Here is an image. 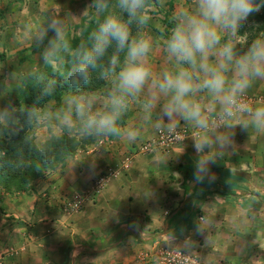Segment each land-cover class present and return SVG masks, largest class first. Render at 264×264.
<instances>
[{
  "label": "clouds",
  "instance_id": "clouds-1",
  "mask_svg": "<svg viewBox=\"0 0 264 264\" xmlns=\"http://www.w3.org/2000/svg\"><path fill=\"white\" fill-rule=\"evenodd\" d=\"M153 3L92 0L88 8L103 19L88 42L75 47L67 38L57 4V11L49 15L46 24L36 27L32 37L37 45H43L41 63L53 71L70 58L66 73L69 91L55 112L41 115L29 107L23 115L28 124L54 121L61 131L76 130L87 138L134 141L141 129L122 125L132 103L143 95V121L151 122L155 115L154 127L167 128L169 133L180 121L197 129L193 181L212 182L215 175L210 166L224 153L235 151L236 127L264 131V106L252 107L244 99L254 81L264 80V35L249 41L248 32L240 34L248 18L264 8V0H192L189 7H180L164 41L171 67L160 71L150 58L155 41L146 30ZM165 3L159 0L161 6ZM24 28L29 35L33 33L31 23ZM94 73L109 85L102 101L84 87ZM40 75L32 72L26 79L40 80ZM54 92L55 81L49 78L42 94ZM241 116L247 119L241 121ZM3 120L18 124L19 117L0 109Z\"/></svg>",
  "mask_w": 264,
  "mask_h": 264
},
{
  "label": "crops",
  "instance_id": "crops-1",
  "mask_svg": "<svg viewBox=\"0 0 264 264\" xmlns=\"http://www.w3.org/2000/svg\"><path fill=\"white\" fill-rule=\"evenodd\" d=\"M161 60L159 64L155 62L157 67L163 65L156 71L171 67L169 60ZM244 99L252 107L264 106V80L254 81ZM240 119L243 121L247 117L241 116ZM155 121V115L151 122L140 119L135 127L141 129V134L134 141L120 137L113 140L116 159L108 158L104 149L100 153L92 149L93 155L89 151L86 158L90 160L86 159L87 163L74 159L78 165L68 167L58 182L64 188L66 179L70 178L68 196L79 191L82 194L85 189L93 198L96 196V201L88 200L85 209L83 207L74 217L75 224L70 231L75 241L65 236V241H72L69 252L68 247H61L62 243L53 250L49 244L43 245L63 235L57 233L56 227L44 228L34 223L24 225L23 232L27 233L28 241H31L30 236L34 233L36 239L43 242L33 245L30 251L22 255L25 262L62 264L68 258L70 263L78 264L84 258L91 264H98V260L109 250L106 245L97 250L96 243H117L121 239L128 241L130 237L133 239L132 245L117 246L114 250L125 257L138 248L151 245L153 242L147 243L145 240L151 237V232L159 231L163 238L164 234H173L170 240H166L168 243L199 247L202 259L211 261V264H264V131H257L254 127L248 131L236 127L235 151L224 153L215 165L210 166L215 175L214 181L205 180L203 184H197L193 181L197 158L193 143L197 129L192 125L183 121L177 124L186 126L188 134L168 151L137 150L141 142L161 131L154 127ZM127 143L131 146L128 147ZM133 147L136 149L129 159L124 153ZM99 154L106 159L105 163L104 160L97 161ZM95 156H98L97 159ZM119 158L124 159L125 163L121 161L120 164L117 161ZM114 165L117 168H113ZM142 167L146 173L141 170ZM149 167L154 173L149 172ZM108 169L112 170L105 175L104 183L94 189L95 180L102 178L103 172ZM167 197L174 201L172 207L166 205ZM52 210L62 214L59 205ZM43 213L46 215L50 212ZM165 216L164 231L159 218L164 219ZM133 224L137 228L130 227ZM20 229L17 228V231ZM9 239L8 236L6 241ZM46 249L51 251L44 254ZM60 250L63 251L62 255L56 256ZM132 262L134 259L130 258L129 264Z\"/></svg>",
  "mask_w": 264,
  "mask_h": 264
},
{
  "label": "rangeland",
  "instance_id": "rangeland-1",
  "mask_svg": "<svg viewBox=\"0 0 264 264\" xmlns=\"http://www.w3.org/2000/svg\"><path fill=\"white\" fill-rule=\"evenodd\" d=\"M91 3L92 0H0V109H6L12 113L15 107V101L19 98V87L22 77L49 67L43 65L40 61V53L43 50V45H37L32 37L36 27L41 24H46L49 15L54 11H57L55 8H57V4H59L61 6L59 9V17L65 22L67 38L74 47L81 42H87L91 32L97 27L98 21L103 19V16L98 15L95 9L92 7L88 8ZM191 4L192 0H166L165 5L161 6L159 4V0H154L152 9L149 13L151 18L146 30L153 36L155 41V47L150 57L155 69L163 66L161 65L157 67L156 65V63L159 64L160 61H162L161 59L169 60L165 51L166 46L164 41L166 40L167 34L172 27V16L180 7H189ZM86 8L88 9L85 12ZM254 14L248 18V21L240 29L241 35L248 32L247 38L249 41L257 38L258 36L264 35V14L260 15V12ZM256 15L259 16L256 17ZM27 23H31L33 28V33L30 35L24 28V25ZM49 35H51V33ZM240 47L246 48L247 45H241ZM70 63V58H66L64 64L59 66L54 72L59 74L62 70L65 72L63 75H66L70 68ZM107 87H109V85H107L104 81V84L99 89H89L88 91L97 93L98 101H102ZM66 93L67 91L63 94L59 102L54 100L47 102L42 110H40V114L42 115L49 110L55 112L61 106ZM142 101L143 99H140L139 101H134L132 103L126 117L124 118V123L122 125L123 128L129 127L131 124V127L138 125V122H140L143 115ZM11 125L13 124H10L7 120L0 121V137L3 136V127ZM180 127L186 128V126L182 125L177 126L176 128ZM34 130L35 142L38 145H41L42 142L50 135L59 136L62 133H65L56 126L54 121H36ZM158 130H161L162 132H169L165 128ZM186 130L188 133L189 130L187 128ZM66 134L70 137H84L76 130L72 133L66 132ZM158 134L159 131L158 133L156 132L150 139L141 142L140 146L136 147L137 150L147 152V150L144 149V145H146L148 141L155 138ZM116 138L118 137L92 140L90 143L85 145L84 149L79 148L73 156L66 158L62 165H59L55 169L45 170L42 175L33 179L22 190H15L13 188H11V190H6L0 185V264H29L24 261V257L22 255H25L28 251H30L33 245H37L41 242L36 239L37 237H35L34 233L30 236L31 241H28L29 238L27 233L23 232V226H28L31 223L41 224L44 228L49 226L52 228L56 227L58 230L57 233L63 235L59 238H53L51 241L45 242L44 244L43 242L41 243L43 245L49 244L50 249L52 250L55 249V247H58L56 246L57 244L62 243L61 247H68L69 252V246L72 241H65V236H67L69 240L72 238L73 241H75V237L70 231V227L75 224L74 217L83 209V207L85 209L86 203L89 202L88 200L95 202L96 199L94 198H96V196L93 198V196H91L88 191H85V189L82 194L79 191L68 196L69 190L67 185L70 183V178L66 179L64 183L66 185L64 188H62V183L58 181L62 180L61 177H63V173L68 167L75 168V166L78 165L76 161L83 160V163H87V153L90 151L89 154L93 155L94 152H91L92 149H97L98 153L104 149L108 158L112 157L116 159L117 157L115 156V152H113L112 146V141ZM127 145L128 147L131 146L130 143H127ZM171 146L172 145L158 146L154 148V150L168 151ZM136 148L133 147L131 151H127V153L124 154H127L126 156L130 159ZM102 154H99V157L95 156V158L97 159L98 157L97 161L104 160L105 163L106 159L102 156ZM75 158L77 159L76 161L74 160ZM87 160L90 159L88 158ZM117 161L120 162V164H122V162L123 164L125 163L122 158H119ZM115 165L113 168L119 167V164L117 167ZM111 170L112 169H108L106 172H103V183L106 178L105 175H109ZM141 170L146 173V169L144 167H142ZM151 170L152 168L149 167V172L154 173V171ZM102 178L98 177L95 180L93 184L94 189L99 188L100 183H97V180ZM75 194L82 196V200L77 207L73 206L72 200ZM173 196L174 195H172V198ZM58 205L60 211H62L61 215L57 214L56 210L51 211L52 208H56ZM166 205H168V207H172V205H174V201L167 197ZM36 211L40 214L39 216L38 214L36 215ZM43 211L50 213L45 215ZM167 215L169 214H166V216ZM34 216L35 219H33ZM166 216L164 219L161 217L159 218V220H161V225L159 224L161 227H163V224L167 219ZM17 228H21L20 231H17ZM162 229L165 231V227ZM170 235L173 234H164L165 238H163L160 237L159 231L151 232L150 236L152 238L149 237L148 240H145L147 243L153 242L151 245L147 246V248H138V250L134 251V253L130 252L126 254L125 257L119 256V253L114 250L117 246L125 247L126 245H132L133 239L130 237H128V241L121 239L117 243H106L100 245H97L96 243L97 250H99L102 245V248H105L104 245L108 246L106 249L109 250L107 254L98 260V264H102L101 261H104L103 264H129L130 258L134 259V262L131 264H177L179 263L176 262L179 260L177 258L178 255L190 258L197 257L204 263H212L209 260L207 261L202 259L199 253L200 248L197 246L191 247L166 242V240H170ZM241 235L243 234H239V236ZM8 236L10 239L6 241ZM138 238L141 240L139 236ZM156 242L157 244H155ZM50 249L44 250L43 253L48 254L51 251ZM65 251L66 249L64 252L60 250V253L56 256L62 255V252L65 254ZM66 260L67 261L62 264H72L69 262L68 258ZM78 264H91V262L85 261L83 258Z\"/></svg>",
  "mask_w": 264,
  "mask_h": 264
},
{
  "label": "trees",
  "instance_id": "trees-1",
  "mask_svg": "<svg viewBox=\"0 0 264 264\" xmlns=\"http://www.w3.org/2000/svg\"><path fill=\"white\" fill-rule=\"evenodd\" d=\"M261 14H264V8H261ZM36 73L41 74L40 80L26 79L29 75L22 77L19 98L16 99L12 111L19 117V122L3 127V136L0 137V185L6 190L11 188L22 190L45 170L62 165L66 158L73 156L79 148L84 149L87 143L94 140L87 137H70L65 132L59 136L50 135L41 145L35 142L36 121L33 120L28 124L23 115L24 110L32 107L41 113L40 110L47 102L51 100L59 102L63 94L69 91V82L62 70L58 74L48 67ZM49 78L55 81V92L51 96H45L42 90ZM103 84L104 81L98 79L97 74L94 73L90 82L84 87L86 90H96Z\"/></svg>",
  "mask_w": 264,
  "mask_h": 264
},
{
  "label": "built area",
  "instance_id": "built-area-1",
  "mask_svg": "<svg viewBox=\"0 0 264 264\" xmlns=\"http://www.w3.org/2000/svg\"><path fill=\"white\" fill-rule=\"evenodd\" d=\"M187 134H188L187 130L184 127L176 128L172 133L160 131L155 138L148 141L146 145H144V149H146L147 151H151L158 146L173 145L178 141L184 140ZM102 180L103 179L97 180V183H100L101 185ZM72 200H73V206L77 207L79 206V203L82 199L79 194H75ZM177 258L179 259L178 261H176L179 262L177 264H207L200 261L197 257L190 258V257H183L182 255H178Z\"/></svg>",
  "mask_w": 264,
  "mask_h": 264
}]
</instances>
